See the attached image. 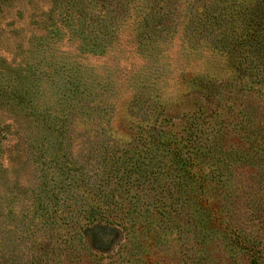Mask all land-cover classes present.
I'll use <instances>...</instances> for the list:
<instances>
[{
	"label": "rangeland",
	"instance_id": "374dc122",
	"mask_svg": "<svg viewBox=\"0 0 264 264\" xmlns=\"http://www.w3.org/2000/svg\"><path fill=\"white\" fill-rule=\"evenodd\" d=\"M0 264H264V0H0Z\"/></svg>",
	"mask_w": 264,
	"mask_h": 264
}]
</instances>
